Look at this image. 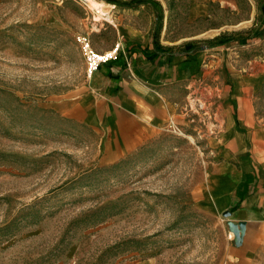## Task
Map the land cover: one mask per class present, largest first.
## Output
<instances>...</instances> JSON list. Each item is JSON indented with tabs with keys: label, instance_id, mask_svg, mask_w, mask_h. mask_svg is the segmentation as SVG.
Instances as JSON below:
<instances>
[{
	"label": "rangeland",
	"instance_id": "rangeland-1",
	"mask_svg": "<svg viewBox=\"0 0 264 264\" xmlns=\"http://www.w3.org/2000/svg\"><path fill=\"white\" fill-rule=\"evenodd\" d=\"M97 1L0 0V264H226L231 216L197 192L217 121L248 82L264 119V0H155L176 39L165 47L153 6L120 0L152 10V56L165 51L166 69L202 63L180 96L185 118L120 158L96 118L72 108L94 80L78 38L98 52L119 46L118 60L114 24L134 15Z\"/></svg>",
	"mask_w": 264,
	"mask_h": 264
},
{
	"label": "crops",
	"instance_id": "crops-1",
	"mask_svg": "<svg viewBox=\"0 0 264 264\" xmlns=\"http://www.w3.org/2000/svg\"><path fill=\"white\" fill-rule=\"evenodd\" d=\"M146 7L132 9L134 15L130 18L120 14L124 17H119V27L114 24V44L120 43L123 55L101 64L92 75L90 89L72 102L73 111L79 109L96 118L95 125L103 130L106 142L115 146L114 158L138 149L175 116L185 118L180 98L201 73L202 63L196 56L187 71L183 67L178 71L166 69L165 51L152 56L155 17ZM102 27L106 29L105 24ZM166 34L164 22L163 47L165 42L176 41L168 40ZM125 47L130 48L128 54ZM248 83L243 98H238L241 103L225 106V116L217 121V132L212 131L213 160L197 192L198 199L215 213L229 209L231 222L246 223L242 244L232 247L235 259L226 264H249L264 254V119L255 116L250 103L253 99L247 98L253 97L254 88Z\"/></svg>",
	"mask_w": 264,
	"mask_h": 264
},
{
	"label": "built area",
	"instance_id": "built-area-1",
	"mask_svg": "<svg viewBox=\"0 0 264 264\" xmlns=\"http://www.w3.org/2000/svg\"><path fill=\"white\" fill-rule=\"evenodd\" d=\"M81 4L89 6L90 0H77ZM78 41L80 42L86 64H87V74L89 77L93 75L96 71H98L101 64L106 63L113 58H116L117 51L119 46H117L114 50L108 52H98L95 50L90 41L85 37H79Z\"/></svg>",
	"mask_w": 264,
	"mask_h": 264
},
{
	"label": "trees",
	"instance_id": "trees-1",
	"mask_svg": "<svg viewBox=\"0 0 264 264\" xmlns=\"http://www.w3.org/2000/svg\"><path fill=\"white\" fill-rule=\"evenodd\" d=\"M112 2H115V3H118L119 5H121V7L123 8H136L138 5L136 3H131V2H127V1H120V0H110ZM141 2H148L149 4H151L155 10V12H157V25H156V28L157 29H161L162 28V25H163V10L161 8V6L157 3V1L155 0H138V3H141ZM263 12H264V5H263ZM157 32L155 30L154 32V38L156 39L157 38ZM245 37H241L239 40H244ZM231 41H234V39H229L227 42H231ZM226 43V42H225ZM192 45L188 44L186 47L190 48ZM157 54V52L154 53V55ZM153 55V56H154Z\"/></svg>",
	"mask_w": 264,
	"mask_h": 264
},
{
	"label": "water",
	"instance_id": "water-1",
	"mask_svg": "<svg viewBox=\"0 0 264 264\" xmlns=\"http://www.w3.org/2000/svg\"><path fill=\"white\" fill-rule=\"evenodd\" d=\"M223 215L231 216L232 211L228 209L223 212ZM230 227L235 234V244L241 245L243 242V236H244L245 229H246V223L244 221H239L238 223L231 222Z\"/></svg>",
	"mask_w": 264,
	"mask_h": 264
},
{
	"label": "bare ground",
	"instance_id": "bare-ground-1",
	"mask_svg": "<svg viewBox=\"0 0 264 264\" xmlns=\"http://www.w3.org/2000/svg\"><path fill=\"white\" fill-rule=\"evenodd\" d=\"M92 2V6L95 7V8H98L100 9L103 5V2L101 1H97V0H91ZM232 234V233H231ZM233 235V234H232ZM234 237V236H233Z\"/></svg>",
	"mask_w": 264,
	"mask_h": 264
}]
</instances>
